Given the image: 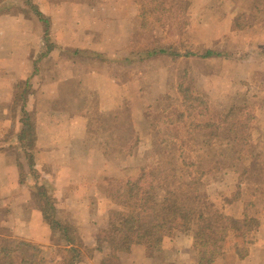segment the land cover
<instances>
[{
    "label": "rangeland",
    "instance_id": "rangeland-1",
    "mask_svg": "<svg viewBox=\"0 0 264 264\" xmlns=\"http://www.w3.org/2000/svg\"><path fill=\"white\" fill-rule=\"evenodd\" d=\"M31 1L41 11L45 8L36 4V0ZM27 2L28 0H0V16L22 15L34 19L35 15L25 12ZM96 10L100 15L97 17L103 25L102 30L112 37L110 43L107 39L108 44L114 45V62L101 61L110 66V73L114 77V111L106 112L110 98L101 104L99 95L92 97L88 93L86 105L81 104V108H87L88 115L86 144L92 150H100L105 159L101 163L96 153L91 155L96 156L97 166L100 165L101 171H106L95 185L88 186V194L93 191L96 199V207L92 206V211L96 213L91 217V222L96 224L97 229L91 230L88 226L79 231L80 227L69 223L67 213L61 212L63 217L60 218L67 220L64 222L67 224L65 226L72 227L67 237L77 244L85 258L99 249L106 253L103 264H144L142 252L131 257L132 252H118L104 241L111 214L122 210L117 200L120 191L128 181L138 178L143 169H168L176 166L175 180L183 194L197 193L193 186L197 182L201 193L210 197L223 209L226 216L237 220L250 216L260 221L259 227L246 237L231 233L225 242L228 245L225 244V248L223 246L226 254L233 247L236 251H242L246 246L250 249L251 244L258 241L256 234L264 225V0H114V5L99 4L96 5ZM45 15L51 20L49 15ZM57 21L60 22L58 30L63 23L72 25L68 21H62V18ZM51 23V40L56 47H60L59 43L67 42L69 36H56H63L68 32L65 29L57 32L53 21ZM32 29H35L34 24ZM37 31L39 38L33 39L31 44L29 38L28 45H39L46 52L44 28L39 21ZM162 49L179 53L181 57L176 59L157 56L150 60L141 58L142 52H159ZM206 50L222 56L209 60L189 56L191 53L203 54ZM127 57L130 58L128 61L118 60ZM36 61L35 57L29 63L28 60L23 61L28 64L23 63L25 67L19 81L24 82L16 88L15 104L12 105L13 118L20 115L22 122L24 106L26 110L27 103L30 102L28 99L32 81L37 79L33 77ZM65 73L67 71L63 74ZM3 75L4 71L0 70V81ZM7 75L10 77V72ZM6 81L13 80L6 78ZM181 81L185 83V87L191 89L194 96H200L205 104L194 101L191 110L184 108L179 92ZM103 85L104 82L98 84ZM101 91L111 93V89L107 88H98L97 93ZM25 94L26 101L22 99ZM73 104L66 105L71 113L77 107ZM234 105H247L254 117L253 121L249 120L252 122L248 128V141L244 146L240 145L241 151H244L243 158L235 162V168L227 166L210 172L215 161H225L219 159L220 157L210 156L212 149L214 153L224 150L210 146L216 145L214 136L219 130L206 127L195 129L192 125L216 123ZM2 106L0 105V110ZM150 109L159 111L154 119H166L169 115L179 121V112L185 111L187 120L171 128L162 125L158 133L146 121L145 115ZM5 126V119H0V132ZM13 126L15 123L11 128ZM12 133L11 130L8 136ZM165 134L174 138L175 142L171 145L176 148L185 145V156L174 159L164 154L166 144L162 141L165 140ZM19 136L17 135L18 144L23 145ZM131 146L132 150H129ZM172 148L169 147L170 150ZM158 149L162 151L157 152ZM228 150L232 148L228 147ZM14 151L16 156L24 159L21 146ZM27 154L29 155L28 152ZM225 163L231 165L229 161ZM189 164L195 165L196 169L204 167L206 175L196 180L195 170L192 173L188 171L190 167L182 168ZM21 168L24 175L31 173L29 156L26 167ZM88 169L89 167L86 170ZM39 171L42 177L50 176L49 179L44 178L41 181L42 177L38 172L36 174L35 169L33 179H37L47 188L57 210L60 201L57 199L52 168L41 167ZM191 182L193 183L190 186H186ZM40 191L42 192V188ZM5 217L4 211L0 210V221ZM149 218L151 216L145 217ZM65 236L62 230L55 232L52 240L55 246L49 247V251L43 254L48 264H68L73 259L72 253L62 249L63 244L67 243ZM90 238L97 243L95 250L83 244V239ZM163 243L168 244L166 246ZM163 243L160 247L143 245L146 248V257L150 259L147 260L148 264H197L198 256L194 247L188 248L186 245L193 243L192 235L175 233L165 238ZM173 243L180 244L174 246Z\"/></svg>",
    "mask_w": 264,
    "mask_h": 264
},
{
    "label": "crops",
    "instance_id": "crops-1",
    "mask_svg": "<svg viewBox=\"0 0 264 264\" xmlns=\"http://www.w3.org/2000/svg\"><path fill=\"white\" fill-rule=\"evenodd\" d=\"M36 4L45 6L42 13L50 16V21H53L57 32L63 29L68 32L56 37L64 38L68 35L69 38L67 42L59 43L60 47H56L48 56H43L45 52L39 45L38 47L28 45L29 38L30 44L33 39L39 38L37 31L39 19L36 16L34 19L22 15L0 16V70L4 71L0 81V105H3L0 119L4 118L6 121L4 130L0 132V210L4 211L6 216L0 221L2 230L0 241L8 243L7 245L11 247L25 241L41 248L44 254L45 251H49V247L55 246L52 243L55 232L45 221L36 201L34 188L37 179H33L31 170V173L24 175L21 167L25 168L28 156H32L36 174L38 172L41 176L39 171L41 167L52 168L57 199L60 201V204H57L59 220L67 222L60 218L63 217L60 213L66 212L69 223H75L78 228L80 227L79 231L88 226L91 230L97 229L96 224L91 222V217L96 213L92 211V206L96 207V199L93 191L88 194V186L95 185L101 174L106 171L104 169L102 172L100 165L97 166L96 156L100 160L99 163L105 159L100 150H92L86 144L88 115L87 108H81V104L86 105L88 93L92 97L99 95L101 104L110 98L106 112L114 111L112 92L114 77L110 73V66L101 62H114V45L108 44L107 39L110 43L112 37L102 30L103 25L97 17L99 13L96 10V5L112 6L114 0H36ZM60 18L72 25L63 23L58 30L60 22L56 20ZM34 57L37 61L33 77L37 79L32 81L28 99L30 102L27 103L26 112L36 122V140L32 147H26L18 144L17 135L23 131V124L20 115L13 118L12 105L15 104L16 88L24 82L19 81L24 67ZM24 60H28V63L23 62ZM8 71L10 77L7 75ZM65 71L67 73L63 74ZM6 78L13 81H6ZM101 82H104V85L98 86ZM98 88L111 89V93L103 91L97 93ZM25 96L26 94L24 99ZM69 104L77 105L72 113L66 106ZM14 123V128H11ZM11 130L13 133L8 136ZM20 146L24 151V159L14 154V149ZM91 153H96V156ZM48 177L50 176L44 175L41 181ZM256 236L258 241L251 244L246 258L240 259L233 247L228 254L223 249L214 264H264V225ZM92 239H83L85 242L83 244L95 250L97 243ZM165 244L167 246L168 243H163ZM173 244L175 246L180 243ZM186 245L192 248L194 243ZM72 248L81 254L76 243L75 245L64 243L62 246L65 252ZM100 251L95 250L88 258L81 255L75 264H103L106 253ZM131 252V257L142 252L144 264L150 261L146 257V248L143 245L134 246Z\"/></svg>",
    "mask_w": 264,
    "mask_h": 264
},
{
    "label": "trees",
    "instance_id": "trees-1",
    "mask_svg": "<svg viewBox=\"0 0 264 264\" xmlns=\"http://www.w3.org/2000/svg\"><path fill=\"white\" fill-rule=\"evenodd\" d=\"M25 8L27 14L31 12L43 25L46 45V52L43 56H48L56 49V45L51 40L52 23L33 1L28 0L25 3ZM141 56L144 60H150V58L157 56H168L176 59L181 57L179 53L164 49L159 52L158 50L148 51L147 53L142 52ZM189 56L209 60L220 58L222 55L212 50H206L203 54L191 53ZM123 59L118 60L124 62L130 58ZM184 85L185 83L182 81L179 83V92L184 102V108L188 111L191 110L194 101L202 105L205 104L200 96H194L191 89ZM22 99L26 101L24 97ZM158 113L159 111L155 112L150 109L145 115L150 127L158 133L162 125L170 126L169 128H171V126L182 124L187 120V112L185 111L179 112V121L172 119L173 116L169 115L166 119L164 117L162 119H154ZM23 116V131L19 136V141L23 146L32 147L34 140H36V122L26 112L25 106ZM249 120H254L249 107L247 105L242 107L234 105L216 123H205L204 125L194 123L192 125L195 129L206 127L207 129L219 130L214 136V142H216L217 146H210L224 150H217L214 153L212 149L210 156L220 157L219 159L225 161H215L210 172L227 166L235 168V162L243 158L244 151H241L240 145L244 146L248 141V128L252 122ZM166 127L163 128L168 130ZM174 142V138H170L165 134V140L162 141L163 144H166L164 154H168L174 159H181L186 154L185 145L176 148V146L171 145ZM169 147L173 148L170 150ZM228 147H231L232 150H228ZM129 150H132V146ZM161 151L162 149L157 150V152ZM29 161L33 174L34 162L32 156L29 157ZM227 161L231 162V165H229L230 163H225ZM175 167L168 169L162 167L143 169L138 178L127 182L117 198L122 210L114 211L111 214L109 229L105 233L104 241L112 245L118 252L130 253L135 245L160 247L165 238L171 237L175 233L188 234L193 237L194 251L198 256L197 264H214L222 253L223 246L231 233L246 237L259 227L260 221L250 216H246L243 220L226 216L223 209L218 207L210 197L201 193L200 185L197 182L193 185L197 193L183 194L180 191L179 183L177 185L175 180L177 174ZM186 167H190L188 169L189 172L194 173V170L196 171V180H200L206 175V171L203 170L204 167L196 169L195 165L189 164L184 165L182 168ZM192 183L186 186H190ZM36 185L38 186L36 187ZM36 185L34 188L35 198L44 214L45 221L54 232L62 230L66 234L67 244L75 245L74 241L67 237L72 227L65 226L67 224L59 220L56 206L49 197L47 188L41 185L38 180H36ZM40 188H42V192ZM54 210L56 211L54 212ZM146 216H151V218L145 219ZM7 244L0 243V264H47L42 249L31 243L20 241L14 247ZM243 248L242 251H237L240 259H244L249 255L248 247ZM67 252L73 254V259L68 264L78 262L81 254L77 249H68Z\"/></svg>",
    "mask_w": 264,
    "mask_h": 264
}]
</instances>
